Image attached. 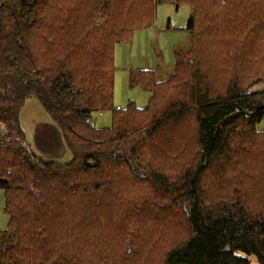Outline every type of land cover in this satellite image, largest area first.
<instances>
[{"label":"trees","instance_id":"obj_1","mask_svg":"<svg viewBox=\"0 0 264 264\" xmlns=\"http://www.w3.org/2000/svg\"><path fill=\"white\" fill-rule=\"evenodd\" d=\"M160 0H0V264H264V0H176L193 34L114 108V46ZM34 97L66 161L26 145ZM92 111H110L96 128Z\"/></svg>","mask_w":264,"mask_h":264},{"label":"rangeland","instance_id":"obj_2","mask_svg":"<svg viewBox=\"0 0 264 264\" xmlns=\"http://www.w3.org/2000/svg\"><path fill=\"white\" fill-rule=\"evenodd\" d=\"M190 8L177 5L176 0H160L156 6L154 23L133 34L129 43L114 46V108H123L128 101L137 107H144L150 92L128 85V69H152L157 80H164L171 73L174 52H185L191 46L193 34L187 29ZM250 91L264 92V81L252 86ZM264 109V99L258 105ZM21 124L26 135V145L34 154L44 160L66 161L69 153L65 148L57 126L43 112L34 97L28 98L20 113ZM110 111H92L90 121L96 128L111 125ZM264 129V119L257 126ZM0 130L4 133L3 125ZM3 191L0 189V230L4 229L7 216L3 212ZM4 244L0 241V247ZM250 264L255 256H248Z\"/></svg>","mask_w":264,"mask_h":264}]
</instances>
